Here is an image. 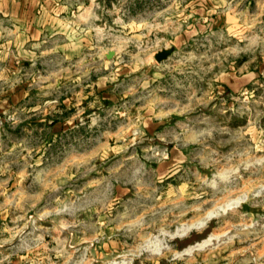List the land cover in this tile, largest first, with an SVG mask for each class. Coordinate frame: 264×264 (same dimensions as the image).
Masks as SVG:
<instances>
[{
    "label": "rangeland",
    "instance_id": "374dc122",
    "mask_svg": "<svg viewBox=\"0 0 264 264\" xmlns=\"http://www.w3.org/2000/svg\"><path fill=\"white\" fill-rule=\"evenodd\" d=\"M61 1L121 98L92 93L74 126L82 103L54 99L80 85L19 66L0 0V264H264V0ZM152 104L157 134L127 114ZM171 145L185 157L159 174Z\"/></svg>",
    "mask_w": 264,
    "mask_h": 264
},
{
    "label": "crops",
    "instance_id": "0c3cea01",
    "mask_svg": "<svg viewBox=\"0 0 264 264\" xmlns=\"http://www.w3.org/2000/svg\"><path fill=\"white\" fill-rule=\"evenodd\" d=\"M13 7L14 10L11 12L15 20L13 46L19 66H31L35 63L42 65L44 63L42 60L47 59V64L59 67L51 71L50 81L53 80L56 83L61 80H71L73 84L80 85L79 90L70 91L65 95V99H54L57 103H62V106L65 105L64 100H67L68 110L82 103L83 115L77 119L73 115L74 126L86 123V120L80 119L87 118L90 108L88 105L85 110L84 103L92 93L98 97L97 109L102 110L105 103L116 105L119 102L121 96L115 91V85L112 87L106 83L105 51L102 49V44L95 40L93 45H89L94 47L95 61L99 64L91 70L86 66L88 40L85 25L70 22V18L75 14L70 13L67 5H64L61 0H13ZM106 60L110 61L112 58H106ZM90 73L94 75L90 76ZM127 114L142 123L148 133L153 134H157L160 125L169 120L165 118L169 112L157 108V104L145 108L138 105L129 109ZM56 122L62 123L59 119ZM65 122L69 124L71 120L63 123ZM168 153L167 158L157 163L156 171L159 174L168 173L177 161L185 157L183 151L176 145H171Z\"/></svg>",
    "mask_w": 264,
    "mask_h": 264
},
{
    "label": "bare ground",
    "instance_id": "6f19581e",
    "mask_svg": "<svg viewBox=\"0 0 264 264\" xmlns=\"http://www.w3.org/2000/svg\"><path fill=\"white\" fill-rule=\"evenodd\" d=\"M239 198L238 199L236 198L235 200H231L232 202H230L231 204H229V206L231 207V205H235L238 202ZM227 205H225V206H227ZM225 208H227V207H225ZM216 212L217 211L209 212L207 215H205L206 216L205 218L203 217L204 219L201 218L200 220L198 219L196 222L187 223L185 225L180 226L179 228L176 229L175 234L181 235V234H184V233L188 232L191 228H197V227H200V226L204 225V221L206 219H208L209 217L213 216L214 213H216ZM211 238L212 237L210 235L207 238L198 241L196 244L188 246L187 248H185V250L186 251H190L193 248L202 247V246L208 244L211 241ZM111 263L112 264H118L119 262L117 263V261H116V262H111Z\"/></svg>",
    "mask_w": 264,
    "mask_h": 264
},
{
    "label": "water",
    "instance_id": "95a60500",
    "mask_svg": "<svg viewBox=\"0 0 264 264\" xmlns=\"http://www.w3.org/2000/svg\"><path fill=\"white\" fill-rule=\"evenodd\" d=\"M173 52V47H163L159 50L156 51V53L154 54V59L156 61H160L164 58H166L167 56H169L171 53ZM112 51H109L106 56L108 58H110L112 56Z\"/></svg>",
    "mask_w": 264,
    "mask_h": 264
}]
</instances>
